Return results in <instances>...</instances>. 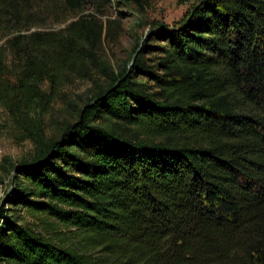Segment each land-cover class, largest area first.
I'll list each match as a JSON object with an SVG mask.
<instances>
[{
  "label": "trees",
  "instance_id": "16d2710c",
  "mask_svg": "<svg viewBox=\"0 0 264 264\" xmlns=\"http://www.w3.org/2000/svg\"><path fill=\"white\" fill-rule=\"evenodd\" d=\"M82 5L0 0V107L22 126L62 78L101 65L102 22L31 30L40 9ZM150 30L154 62L112 72L15 166L30 186L11 181L0 202V264H264V0H196Z\"/></svg>",
  "mask_w": 264,
  "mask_h": 264
},
{
  "label": "rangeland",
  "instance_id": "374dc122",
  "mask_svg": "<svg viewBox=\"0 0 264 264\" xmlns=\"http://www.w3.org/2000/svg\"><path fill=\"white\" fill-rule=\"evenodd\" d=\"M194 2L196 0H152L150 7L141 8L135 0H83L81 9L75 13L51 15L46 10H39L31 22V30H57L80 16L106 25L107 32L95 50L97 64L101 65L99 68L92 66L85 78H62V83L51 95L50 107L32 109L25 126L0 107V202L4 201L11 181L24 188L30 186V180L17 174L14 168L34 158L35 138L44 145L48 139L60 137L64 128L77 121L82 108L94 103L95 96L111 84V73L119 75L129 70L134 57L138 56L147 63L154 62L156 53L152 47L157 39L150 28L158 22L172 25ZM66 17L68 21L63 22ZM135 79L151 84L143 77ZM42 88L48 91V83L45 82ZM98 114L94 123L103 126L114 123L107 114Z\"/></svg>",
  "mask_w": 264,
  "mask_h": 264
},
{
  "label": "built area",
  "instance_id": "2783aa9c",
  "mask_svg": "<svg viewBox=\"0 0 264 264\" xmlns=\"http://www.w3.org/2000/svg\"><path fill=\"white\" fill-rule=\"evenodd\" d=\"M2 157V150L0 149V158Z\"/></svg>",
  "mask_w": 264,
  "mask_h": 264
}]
</instances>
